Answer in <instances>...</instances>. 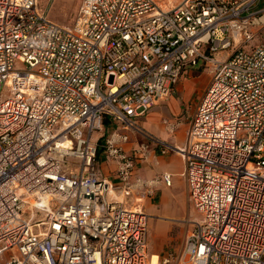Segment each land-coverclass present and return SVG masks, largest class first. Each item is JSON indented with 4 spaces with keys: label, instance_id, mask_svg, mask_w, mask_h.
<instances>
[{
    "label": "built area",
    "instance_id": "2783aa9c",
    "mask_svg": "<svg viewBox=\"0 0 264 264\" xmlns=\"http://www.w3.org/2000/svg\"><path fill=\"white\" fill-rule=\"evenodd\" d=\"M72 23L0 0V264H264V0H80ZM199 61L210 80L186 143L150 136L138 118ZM105 120L118 188L97 167ZM128 132L182 156L201 215L155 262L149 216L117 196L135 165Z\"/></svg>",
    "mask_w": 264,
    "mask_h": 264
},
{
    "label": "crops",
    "instance_id": "0c3cea01",
    "mask_svg": "<svg viewBox=\"0 0 264 264\" xmlns=\"http://www.w3.org/2000/svg\"><path fill=\"white\" fill-rule=\"evenodd\" d=\"M219 55L222 56L223 54ZM199 62L187 65V69L184 72L185 75L183 74L178 80L173 93L163 101L153 105L144 115L138 118V124L149 133L150 136L157 137L179 147L186 143L190 120L200 100L199 98L194 106L191 107V103L189 102L190 97L196 91H199V93L201 91V97L210 80V73L208 71L206 72L205 79L198 85L197 82L200 77L195 73V67H197ZM113 129H115V125L105 120L103 130L95 134L94 139H97V144L99 146L97 155L99 174L101 177L111 180L114 187L118 188L119 182L114 176V170L117 164L115 161L106 158L102 151L104 138ZM128 136L129 141L123 143L122 147L125 151L135 154V165L129 179L130 188L126 193H122L121 195L117 193L118 199L127 207L142 202V204H140L142 210L150 217L148 229L151 223V217L154 216L163 218L165 219L163 223H168L170 220L169 215H172L170 205L175 195L174 188L178 183V179L173 182L172 175L177 174L178 177L181 176L183 178L182 171L184 160L182 156L176 152L161 154L159 150H157V147L136 133L128 132ZM153 160L157 161L156 164L153 163ZM163 173L171 174L170 186L165 185L163 181L158 179ZM156 178L158 181H155ZM156 183H161L166 188L160 198L156 197ZM149 190L152 191L151 194H147ZM110 198L112 199L111 196ZM166 251H150L148 254L157 257L164 255Z\"/></svg>",
    "mask_w": 264,
    "mask_h": 264
},
{
    "label": "rangeland",
    "instance_id": "374dc122",
    "mask_svg": "<svg viewBox=\"0 0 264 264\" xmlns=\"http://www.w3.org/2000/svg\"><path fill=\"white\" fill-rule=\"evenodd\" d=\"M156 1L163 6H170L171 4H175L177 0ZM79 2L80 0H39V8L47 11V15L50 20L61 25L71 26L73 24L72 22L75 18ZM259 41L260 34L258 33L257 28H255L252 38L246 40V44L244 43V50H250L252 46H254ZM216 56L221 57L219 54ZM195 68V73L198 75V77H200L199 81L197 82L199 85L205 79L206 72H208L209 68L211 69V67L210 65L207 67V64H205L203 61H200ZM200 94L201 91L200 93L199 91H196L191 95L189 101L191 103V107H193L200 98ZM156 162V160H153L154 164H156ZM177 179L178 183L174 188L175 195L170 205L172 215H169L170 220L168 223H163L165 222V219L163 218H159L157 216L151 217V223L149 224L148 229V252H164L168 249L178 252L182 246L185 236L192 229L194 222L201 218V215L194 210L188 201L183 178L181 176L178 177L177 174H173V182L177 181ZM155 181H158L157 178ZM155 187L156 197L160 198L166 188L161 183H156ZM140 204H142V202H140Z\"/></svg>",
    "mask_w": 264,
    "mask_h": 264
},
{
    "label": "bare ground",
    "instance_id": "6f19581e",
    "mask_svg": "<svg viewBox=\"0 0 264 264\" xmlns=\"http://www.w3.org/2000/svg\"><path fill=\"white\" fill-rule=\"evenodd\" d=\"M15 78L19 82H21V81L31 82V81H34V79H35L31 74H26V72H16ZM156 259H157V257L156 256H153V262H155Z\"/></svg>",
    "mask_w": 264,
    "mask_h": 264
}]
</instances>
